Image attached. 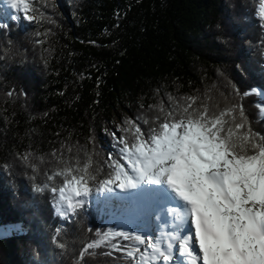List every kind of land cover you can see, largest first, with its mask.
<instances>
[{"label":"trees","instance_id":"1","mask_svg":"<svg viewBox=\"0 0 264 264\" xmlns=\"http://www.w3.org/2000/svg\"><path fill=\"white\" fill-rule=\"evenodd\" d=\"M262 6L264 0H34L32 20L22 8L0 6V232L25 230L0 236V264H134L111 245L145 246L112 234H138L145 215L130 224L127 203L96 191L109 156L119 158L113 133L122 135L128 118L148 119L146 130L157 106L167 111L182 97H199L197 104L217 110L242 105L246 126L264 137L257 107L264 95L233 91L264 90ZM89 156L93 201L61 220L66 207L51 188L62 177L48 176L77 160L82 167ZM94 241L99 246L81 256Z\"/></svg>","mask_w":264,"mask_h":264},{"label":"snow or ice","instance_id":"2","mask_svg":"<svg viewBox=\"0 0 264 264\" xmlns=\"http://www.w3.org/2000/svg\"><path fill=\"white\" fill-rule=\"evenodd\" d=\"M6 2L11 9L22 8L25 18H34V0ZM260 15L264 17V6ZM233 91L264 95L257 89L241 94L235 86ZM181 100L167 111L157 106L160 114L146 130L142 125L150 121L137 117L122 122V135L113 133L119 158L109 156L110 171L98 181L96 191L154 185L168 201L163 209L167 219L160 217L163 227L156 236L112 234L134 239L145 246L143 250L119 244L111 245L113 250L123 252L134 264H264V137L246 126L242 105L217 110L205 101L197 104L199 97ZM257 107L264 112V103ZM22 159L27 162L29 156ZM91 166L89 156L82 167L77 160L75 166L48 176L49 180L62 177V184L51 191L66 207L67 212L61 211L66 219L91 195V182L97 180ZM30 167L37 170L34 164ZM98 246L96 241L88 243L81 256Z\"/></svg>","mask_w":264,"mask_h":264},{"label":"rangeland","instance_id":"3","mask_svg":"<svg viewBox=\"0 0 264 264\" xmlns=\"http://www.w3.org/2000/svg\"><path fill=\"white\" fill-rule=\"evenodd\" d=\"M0 4H2V5H4V7L6 8L7 6H8V4H7V2H6V0H0ZM146 185H142L141 186V188H139V189H135V190H127V191H125V194H129V192H131V197L133 196V193L134 192H137V193H139V191H140V189H142V188H144ZM118 194V196L120 197V199H122V195H121V193H122V191H120L119 189L117 190V192H111V194H113V195H115V194ZM103 193H102V195H101V197H103ZM106 195V194H105ZM104 195V196H105ZM128 198V197H127ZM138 198V197H137ZM87 200H89V198L88 197H86L85 199H84V201H86L87 202ZM160 207H164V204H163V202H162V204H161V206ZM61 211H65V212H67V210H65L63 207H61L60 209H59V215H60V213H61ZM148 212V222H147V224H145V226H149V228H147V234H148V236L149 235H151V236H156L159 232H160V230L162 229V227H163V225H162V222H161V219H159V222H158V218L156 219V218H154L153 219V217L154 216H152V214H154L153 212H152V210H149V211H147ZM151 215V216H150ZM159 216H162L164 219H167V217L166 216H164V212H162V214L161 215H159ZM135 217H136V215H133V219H135ZM63 219H65V217H61V220H63ZM68 219V218H67ZM66 219V220H67ZM16 228V230L17 231H13V229L12 228H9V230L10 231H7V229L5 230V231H1L0 232V236H6V234H8L9 232H12L13 234L15 233H20V232H23V233H25V230H23V228L22 227H15Z\"/></svg>","mask_w":264,"mask_h":264},{"label":"bare ground","instance_id":"4","mask_svg":"<svg viewBox=\"0 0 264 264\" xmlns=\"http://www.w3.org/2000/svg\"><path fill=\"white\" fill-rule=\"evenodd\" d=\"M151 186L152 190L147 191L145 188H142L140 189L139 193L134 192L132 197H136L137 203L140 200L144 199L145 201L139 203V207L142 209L148 208L149 210H152V212L155 214L156 207H160L162 202L163 204H168V201L166 200L164 193L159 190V186H155L156 188L153 185Z\"/></svg>","mask_w":264,"mask_h":264}]
</instances>
